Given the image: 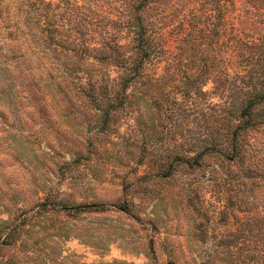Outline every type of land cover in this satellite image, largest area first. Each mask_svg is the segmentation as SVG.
Instances as JSON below:
<instances>
[{
  "label": "rangeland",
  "instance_id": "374dc122",
  "mask_svg": "<svg viewBox=\"0 0 264 264\" xmlns=\"http://www.w3.org/2000/svg\"><path fill=\"white\" fill-rule=\"evenodd\" d=\"M196 4L198 40L216 23L218 46L207 50L213 67L201 73L203 46L179 53L166 28L171 50L148 60L127 88L134 93L112 108L115 120L98 129L80 98L47 101L46 112L37 111L29 82L41 85L47 67L36 56L16 62L6 55L23 37L15 18L41 3L0 0V231L23 218L16 242L0 246V264H264L263 187L248 194L224 180L212 152L200 165L182 161L214 136L224 139L229 108L263 74L264 0H215L212 11ZM82 64L79 75L88 68L100 76L92 55ZM245 132L264 151V126ZM85 203L105 207L75 209Z\"/></svg>",
  "mask_w": 264,
  "mask_h": 264
},
{
  "label": "trees",
  "instance_id": "16d2710c",
  "mask_svg": "<svg viewBox=\"0 0 264 264\" xmlns=\"http://www.w3.org/2000/svg\"><path fill=\"white\" fill-rule=\"evenodd\" d=\"M36 1L41 6L27 8L22 19L15 18L14 25L21 30L23 37L9 48L10 53L6 57L17 62V58L29 54L40 59L39 65L47 67L48 77L41 85L31 77L28 87L32 103L39 113L46 112L47 101H65L73 105L74 100L80 98L83 104L93 108L94 125L98 129L105 128L108 120H115L112 108L123 104L128 95L134 93L127 88L132 81L133 85L136 84L135 78L143 75L148 60L154 54L171 50L165 47L166 40L163 39L166 28L168 33L176 34L174 48H179V53L187 49L196 52L203 46L202 50L206 52L201 54L197 64L201 73L213 67L212 62H208L207 50L218 46L216 23L210 26L211 34L200 35L201 39H197L198 0H32ZM214 1L203 0L205 10L212 11ZM210 15L208 12L206 16ZM51 49L57 50L64 59L61 61ZM89 55H92V60L100 62L99 77L96 74L93 78L87 67L85 75L77 73ZM262 58L264 61V52ZM107 65L114 66L117 71L112 78L102 69ZM248 79H252L251 76ZM4 95L7 101L13 99L9 85L4 89ZM228 116L223 140L218 135L214 136L209 144L192 156L191 162L187 158L180 159L193 166L201 164L199 158L206 152L218 154L222 166H225L224 180L242 183L243 189L253 194L258 188L264 189V151L260 153V149L244 134L256 126H264V71L246 86L241 100L229 108ZM166 171L161 175H167L169 172ZM44 207L52 209V206ZM104 207L100 203H85L75 206V209ZM65 209L68 208L64 206L61 211L66 212ZM22 222L23 218L7 222L4 232L0 231V246L16 242ZM24 241L21 239V243ZM104 264L133 262L117 259Z\"/></svg>",
  "mask_w": 264,
  "mask_h": 264
}]
</instances>
